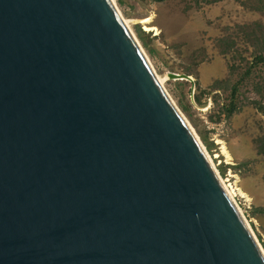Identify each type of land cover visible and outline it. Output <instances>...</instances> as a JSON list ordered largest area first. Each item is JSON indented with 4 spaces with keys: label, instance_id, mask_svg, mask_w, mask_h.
<instances>
[{
    "label": "water",
    "instance_id": "1",
    "mask_svg": "<svg viewBox=\"0 0 264 264\" xmlns=\"http://www.w3.org/2000/svg\"><path fill=\"white\" fill-rule=\"evenodd\" d=\"M0 264H264L113 0H0Z\"/></svg>",
    "mask_w": 264,
    "mask_h": 264
},
{
    "label": "rangeland",
    "instance_id": "2",
    "mask_svg": "<svg viewBox=\"0 0 264 264\" xmlns=\"http://www.w3.org/2000/svg\"><path fill=\"white\" fill-rule=\"evenodd\" d=\"M121 1L114 3L130 31L136 37L138 26L152 40L148 53L136 37L154 73L163 79L166 72L192 78V89L180 80L163 81V88L219 178L246 195H236L234 201L264 253V147L259 141L264 140V79L262 69L245 75L256 49L254 39L262 34V1ZM237 80L236 110L226 117ZM200 136L211 143L209 149ZM223 147L230 160L222 155Z\"/></svg>",
    "mask_w": 264,
    "mask_h": 264
},
{
    "label": "trees",
    "instance_id": "3",
    "mask_svg": "<svg viewBox=\"0 0 264 264\" xmlns=\"http://www.w3.org/2000/svg\"><path fill=\"white\" fill-rule=\"evenodd\" d=\"M119 3H121V0H117ZM151 2H155V3H163L165 0H149ZM262 1V11H264V0ZM258 25V24H256ZM261 26V25H258ZM262 34L259 37H256L254 40L256 42V49L254 51V54L252 56V60L249 64V67L247 68L245 75H249L251 73V71L253 69H262V73L263 76L262 78L264 79V24H262ZM135 34L136 37L138 38V40L140 41V43L142 44V46L147 49L148 53H152L151 52V48L149 47L150 43L152 42V40H149V36L148 34H146L145 32H143L138 26L135 28ZM255 36L258 35V32H256L254 34ZM240 81L237 80V82L233 85L232 87V92H231V101H230V105L228 107L225 108V115L226 117H230V115H232V113L236 110L235 104H234V98H235V93L237 91V85ZM182 109H186L185 107H183ZM202 142L204 143V145L206 146L207 149L210 148L211 143L207 142L206 137L204 136H200ZM260 142H262V148L264 147V140H259ZM262 154H264V151H260Z\"/></svg>",
    "mask_w": 264,
    "mask_h": 264
},
{
    "label": "bare ground",
    "instance_id": "4",
    "mask_svg": "<svg viewBox=\"0 0 264 264\" xmlns=\"http://www.w3.org/2000/svg\"><path fill=\"white\" fill-rule=\"evenodd\" d=\"M114 1V0H113ZM123 20V22H124V24L127 26V28H128V25H127V23H126V21L124 20V19H122ZM147 59V58H146ZM148 61V60H147ZM149 63V62H148ZM149 65H150V63H149ZM150 67H151V65H150ZM152 68V67H151ZM153 70V69H152ZM154 72V71H153ZM155 74V73H154ZM155 76H156V78H157V80H158V82H159V84L161 85V87L163 88V81H164V79L163 78H161V77H159L158 75H156L155 74ZM164 89V88H163ZM165 91V90H164ZM166 92V91H165ZM222 152H223V154L222 155H225L226 157H227V160H230L229 158H230V155H229V153L227 152V150L223 147V149H222ZM206 156H207V159H208V161H209V163L211 164V166L214 168V165H213V163H212V161H211V159L209 158V156L206 154ZM214 171H215V168H214ZM216 172V171H215ZM220 179V178H219ZM220 182H221V184H222V186H223V188H224V190L226 191V193L228 194V196H229V198L232 200V202L235 204V206H237L236 205V203H235V201H234V196H240V197H246V195L244 194V192H242L238 187H233L232 188V190L230 189V187L228 186V185H226V183H225V181H222V179H220ZM234 185V184H233ZM236 185V184H235ZM246 200V199H245ZM239 209V208H238ZM237 209V210H238ZM239 213H240V211H239ZM240 215H241V213H240ZM242 216V215H241ZM243 220H245L244 218H243ZM244 222H246V221H244ZM247 224V226H248V223H246ZM262 250V249H261ZM263 252V251H262Z\"/></svg>",
    "mask_w": 264,
    "mask_h": 264
}]
</instances>
